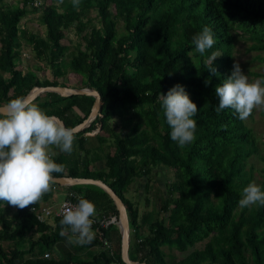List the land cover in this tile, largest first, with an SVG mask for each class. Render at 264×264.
<instances>
[{"label": "trees", "instance_id": "trees-1", "mask_svg": "<svg viewBox=\"0 0 264 264\" xmlns=\"http://www.w3.org/2000/svg\"><path fill=\"white\" fill-rule=\"evenodd\" d=\"M55 1L33 6L34 0L15 5L0 0V106L24 98L35 87L87 88L100 95L97 117L75 134L71 155L50 148L52 160L65 166L53 177L100 180L121 198L129 219L133 261L264 264V206H239L243 189L253 182L250 161L256 157L264 164V143L248 119L241 121L231 109L217 112L215 94L231 75L238 40L246 43L248 52L256 53L253 60L264 62L260 57L264 0H81L78 9L72 0L59 5ZM30 12H38L35 32L20 27ZM205 26L215 44L201 55L192 39ZM70 32L76 37L72 47L67 39ZM22 42L49 69L50 78L45 71L41 77L30 68L23 71ZM212 52L218 58L207 65ZM248 74L264 80L262 72ZM177 84L198 110L193 117L195 140L183 148L170 137L161 98ZM93 103L92 96L45 92L31 104L73 128L87 118ZM160 170L170 178L165 191L158 189L151 200L147 192ZM259 171L262 179L257 185L264 191V165ZM132 184L138 185L136 193L143 192L146 207L152 203L150 212L139 216L137 202L125 197ZM60 189L92 202L99 218L117 221L112 200L100 188ZM52 195L51 190L23 210L0 201V264H123L116 224L102 230L110 249L94 239L74 248L86 258L67 251L60 235L61 219L55 218L52 225L40 223L30 212ZM203 242L202 249L195 248ZM94 247L99 251H90ZM174 251L181 257L173 256Z\"/></svg>", "mask_w": 264, "mask_h": 264}, {"label": "clouds", "instance_id": "clouds-1", "mask_svg": "<svg viewBox=\"0 0 264 264\" xmlns=\"http://www.w3.org/2000/svg\"><path fill=\"white\" fill-rule=\"evenodd\" d=\"M59 2L62 4L63 0ZM72 4L78 9L81 0H72ZM192 43L201 55L212 49L215 40L211 29L205 26L193 37ZM217 58L218 54L212 52L205 63L212 65ZM209 71L217 74L214 67ZM215 94L219 98L217 112L231 109L243 121L254 108L264 106V80L250 83L239 63H235L231 75L216 87ZM161 98L171 139L180 148L191 144L197 127L193 119L198 112L196 104L179 84ZM74 139V128L64 126L57 117L47 115L35 104H28L23 97L0 108V201L21 210L39 202L53 188L52 174L65 170L64 165L52 160L50 148L55 146L71 155ZM254 205L264 206V191L252 182L243 189L239 206L250 208ZM95 215V205L87 199H79L75 206H66L60 220V235H68L69 244H91L95 238L92 228Z\"/></svg>", "mask_w": 264, "mask_h": 264}, {"label": "rangeland", "instance_id": "rangeland-1", "mask_svg": "<svg viewBox=\"0 0 264 264\" xmlns=\"http://www.w3.org/2000/svg\"><path fill=\"white\" fill-rule=\"evenodd\" d=\"M5 1L7 3H9L10 5H15L16 3L20 2V0H5ZM55 3L57 5L60 4L59 0L55 1ZM95 14H96V12H90V16H95ZM37 15H38V12H30L28 14V16L24 17L21 20L20 27L22 29H28L29 31L35 32L37 29H39L38 23H37ZM67 39L72 41V44H71V47H72L73 43L76 41V37H75L74 33L73 32L68 33ZM65 42L68 43V41H65ZM21 52H22L21 67H22L23 71H26V69L30 68L32 71H34L40 77L43 74L42 72L45 71L46 77L50 78L51 73H50L49 69L45 66V64L42 61H39L35 57V55L31 51V48L28 47L25 44V42H22ZM233 54H234V62L239 63L243 74L248 76L249 82L251 83V82H255V81L259 80L258 78L253 77V76L248 74V72H262V73H264V62L260 63L256 60H253V57H255L256 53L248 52L246 43H244L241 40H238L235 43V48H234ZM260 57L264 58V53H261ZM247 119H248V125H250V127L253 129L256 137L261 139L262 143H264V106H258L256 108H254L252 111V116L250 118H247ZM52 153H53V151L50 150L49 154H52ZM263 165L264 164L260 160V158H256V157H253V159L249 163V166H251L253 168V182H255L256 184H258L262 179V176L260 175L259 170L263 167ZM98 166L102 167V163L101 162L98 163ZM159 172L160 173L154 177L153 181H151V185H150L151 190L149 192H147V197H149L151 200H153L155 195L158 193V189L161 191H165V188H164L165 182H167L170 178V176L167 173H164L163 170H160ZM141 184H143V183H141ZM137 186H138L137 184H132L129 191L125 194V197L127 199H129L131 202H133V204L134 203L136 204V202H137L136 206L138 207L139 216H140L146 212H150L153 207H152L151 202H150L149 206H147V207L145 206V204H144L145 196H144L143 192L141 191V189H139V192L136 193V187ZM58 189H60V188H58ZM138 195H140V196L138 197ZM64 198H65V195L62 191H59V192L55 191L52 195V198L47 203H44V206L52 207L54 205H58L62 202V200H64ZM157 202H159V200ZM8 214L11 215V211H9ZM160 215H162V214L160 213ZM68 238H69L68 236H67V238L62 237V240H63L62 243H63V246L65 247V249L67 251L74 252V254H78L83 258H86L87 255L85 253H83L82 250H78V251L75 250V249H78L80 247V245L72 244V248H71V246L67 243L68 241L67 242L65 241V239H68ZM60 243H61V240L58 243V250L62 251V246ZM204 244H205V242L196 244L195 248L202 249ZM2 245H5V243H3ZM192 249L193 248H189L188 251L190 252V251H192ZM90 251L97 252V251H99V248L94 247ZM63 252H64V250H63ZM174 253L181 257V254H179L175 251H174ZM172 255L175 256L174 254H172Z\"/></svg>", "mask_w": 264, "mask_h": 264}, {"label": "water", "instance_id": "water-1", "mask_svg": "<svg viewBox=\"0 0 264 264\" xmlns=\"http://www.w3.org/2000/svg\"><path fill=\"white\" fill-rule=\"evenodd\" d=\"M49 92L55 93L61 97L69 96H92L94 98V103L91 111L87 118L82 121L77 126L73 127L75 129V134L83 131L85 128L91 125L100 110V95L97 91L93 89H73L69 87H35L33 88L25 97V101L31 104L40 94ZM6 105L0 106V108ZM59 119V118H58ZM60 120V119H59ZM61 121V120H60ZM63 123V121H61ZM64 125V123H63ZM65 126V125H64ZM52 183L59 185L60 187H71L75 185H93L101 190H103L109 198L112 200L117 212V227L121 236L120 254L123 264H146L144 262L133 261L129 258V246H130V229H129V219L126 211V207L119 196L105 183L100 180L89 179V178H73V177H53Z\"/></svg>", "mask_w": 264, "mask_h": 264}, {"label": "built area", "instance_id": "built-area-1", "mask_svg": "<svg viewBox=\"0 0 264 264\" xmlns=\"http://www.w3.org/2000/svg\"><path fill=\"white\" fill-rule=\"evenodd\" d=\"M41 0H34L32 3L33 6H38L40 4ZM56 186H53L52 190H56ZM79 197L75 195L72 192H67L65 195L64 200L58 205H54L52 207L50 206H40L38 208L32 207L30 209V212H32L37 221L40 223H47L51 224L55 218L62 219L63 218V212L65 211L66 206H75L78 202L77 200ZM94 220V224L92 226L93 231L95 233V238L98 241L101 242V246L105 249H110V243L108 240L105 239L104 234L102 230L109 226L110 224H116V218L115 217H110L107 219L106 217L99 218V216L95 215L92 217ZM45 258H48L49 255L46 253L44 255Z\"/></svg>", "mask_w": 264, "mask_h": 264}, {"label": "crops", "instance_id": "crops-1", "mask_svg": "<svg viewBox=\"0 0 264 264\" xmlns=\"http://www.w3.org/2000/svg\"><path fill=\"white\" fill-rule=\"evenodd\" d=\"M62 188H63V187H62ZM55 191H56V192L62 191V192L64 193V195H66V193H67L68 190H65V189H64V190H62V189H56ZM55 191H54V192H55ZM54 192H53V193H54ZM175 252H176V251H175ZM173 254L175 255V253H173ZM177 257L180 258L179 255H177Z\"/></svg>", "mask_w": 264, "mask_h": 264}]
</instances>
